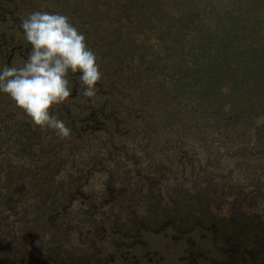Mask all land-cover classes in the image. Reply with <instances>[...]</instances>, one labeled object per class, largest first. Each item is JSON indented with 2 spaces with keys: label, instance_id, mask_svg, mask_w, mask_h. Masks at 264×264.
<instances>
[{
  "label": "trees",
  "instance_id": "obj_1",
  "mask_svg": "<svg viewBox=\"0 0 264 264\" xmlns=\"http://www.w3.org/2000/svg\"><path fill=\"white\" fill-rule=\"evenodd\" d=\"M14 1L0 0V69L15 59L22 64L31 47L21 28L29 13ZM44 1L42 8L32 5V12L70 17L97 54L103 76L96 97L86 98L79 73L69 74L72 95L51 109L71 129L64 139L34 125L0 92V127L11 114L23 115L8 127L15 139H0V150L18 159L0 161V264H110L95 248L106 233L116 242L144 241L150 230L166 227L191 240L187 264H264L263 217L250 211L254 204L247 197L238 210L224 212L210 177L204 186L186 187L184 179L167 196L156 166L134 179L113 167L99 192L87 188L94 173L106 171L107 155L116 159V138L131 123L150 141L151 133L161 134L180 146L191 134L190 145L204 139L215 149L228 147L234 131L250 130L230 147L253 156L251 139L264 149V134L257 133L264 130V0ZM257 121L262 124L254 126ZM104 133H111L109 139ZM87 138L101 145L91 143L81 161L68 164ZM179 146L175 157L184 151ZM215 149L204 169L212 177L221 170ZM218 172L220 181L230 182L229 172ZM139 198H146L141 212ZM200 228L208 232V249L197 244ZM86 237V247L70 243Z\"/></svg>",
  "mask_w": 264,
  "mask_h": 264
},
{
  "label": "rangeland",
  "instance_id": "obj_2",
  "mask_svg": "<svg viewBox=\"0 0 264 264\" xmlns=\"http://www.w3.org/2000/svg\"><path fill=\"white\" fill-rule=\"evenodd\" d=\"M12 1L15 2L14 0ZM17 1L25 6V9L20 6L25 13L32 12L34 10V4L41 8L46 4V1L44 0ZM32 5L34 6L32 7ZM30 6L31 8L29 11ZM14 61L15 64L20 63V59H15ZM1 97L2 96H0V98ZM9 99L7 98V100ZM11 104L14 103L12 102ZM21 116L23 115L20 111L15 112L14 114H11V119H7L5 122L1 123V140H7L10 144L15 139L14 135L10 136L12 129H9L8 127L13 125L14 120ZM260 119H262V117L258 118V121ZM258 121L257 123H253L254 126L262 124L258 123ZM131 124V127L124 126V134L116 138L117 141L114 144V148L117 147L118 149V153L115 154L116 159L114 158V160H112L110 159V155L109 157L107 155V162H105L106 168H104L106 171L94 173L89 180L88 189L99 192L102 182L109 177L108 171H111V168L113 167H120V172L123 177L131 176L133 177L132 179H134L137 174H149V169L156 166L162 177L161 180H159V183L167 196H169L170 190H174L175 184H180L184 179H186V187H190L195 183L204 186L210 177L214 183L213 189L216 191V203L224 212L234 208L235 211L238 210L240 199L242 197H247L252 200L254 204L250 208V211L255 212L257 215H261L264 219V149L260 150L259 147L256 148L251 139L249 143L254 151L253 154H255L253 156L250 155L252 152L247 153L248 155L246 156H242L240 147L236 149H234L235 147H230L231 144H235L236 146V144L247 139L249 136L247 133H249L250 130L245 134H241L239 130L234 131L235 133L232 135V140H228L227 142L228 147L219 144L218 150L215 149L216 146L214 143L213 145L205 144L204 139L197 141V145H190L193 136L191 134L188 135V138L185 137V140L182 138L180 146L174 145L168 140V137H162L161 134L154 135V133H151L150 135L153 136V138L152 141H150L148 139L149 135H146L145 132H141L140 128L135 127V123ZM261 131L262 132L257 133L264 134V130ZM222 133L223 132L220 131L219 135L221 136ZM110 134L111 133H104L102 138L108 136L109 139ZM87 140L88 141L83 142L73 149V152L70 153L71 156L69 157L68 164L81 161L82 157L85 156L87 147L91 143H94L95 147L101 145L98 140L93 138H87ZM218 142L222 141L219 139ZM7 145L8 143L5 142L4 146H2V150L6 151ZM176 146H179V149L184 150L182 153L178 152L181 156L175 157V155H177L174 152ZM207 147L210 149L208 150ZM228 148H231V151H228ZM213 149L221 154V160H219L221 161V166H219L221 170L218 171L224 170L225 172H229L230 182H228V179L223 180L227 182V185L223 184L225 182L220 181L218 178V176H220L218 171L214 172L213 177L204 172L205 166L207 164H212V159L214 160L212 153H210ZM260 154H262V157H256ZM190 156H193L194 158H190ZM190 159L192 162H190ZM2 160H8L12 163L11 161L18 159L17 157L8 155V153H4L0 150V161ZM183 163L187 166L185 171L182 169V165H184ZM178 168L179 170H177ZM192 169L194 172H192ZM218 182L219 184L217 185ZM228 183H231L233 187H229ZM234 186L235 189H233ZM234 194L239 195L236 196ZM145 199L139 198L142 207L137 211L141 212L143 210L142 208L145 205ZM72 209H70V211ZM77 230H74V233ZM81 231L84 235H87V237L90 236L88 227L84 226ZM149 234L150 236L145 238L144 241L141 239H126L124 241L118 240V242H116L114 240L115 238L112 239L111 236H107L108 234L106 233L104 238L98 239L95 248H97V251L99 250V252L101 251V253H106L108 255L111 262L110 264H187L190 258L189 250L192 245L191 240H189L183 232L178 233L177 231H174L173 228L166 227L161 228L160 230H150ZM196 236H198L197 244H201L205 249L210 248L211 243H209V239L206 237L208 236L206 230L200 228L199 231L196 232ZM119 239L124 238L121 237ZM90 241V238L82 239L81 241L75 239V241L72 240L70 243L76 247L75 249H79L77 247H86L88 244H91Z\"/></svg>",
  "mask_w": 264,
  "mask_h": 264
},
{
  "label": "clouds",
  "instance_id": "obj_3",
  "mask_svg": "<svg viewBox=\"0 0 264 264\" xmlns=\"http://www.w3.org/2000/svg\"><path fill=\"white\" fill-rule=\"evenodd\" d=\"M21 28L30 51L22 64L0 69V92L8 94L34 125L68 138L71 129L51 109L72 95L70 73H79L84 97H96L103 76L99 58L67 15L34 11L21 19Z\"/></svg>",
  "mask_w": 264,
  "mask_h": 264
}]
</instances>
